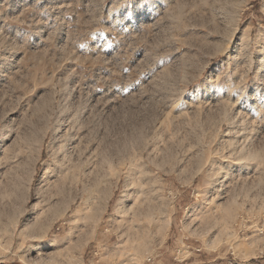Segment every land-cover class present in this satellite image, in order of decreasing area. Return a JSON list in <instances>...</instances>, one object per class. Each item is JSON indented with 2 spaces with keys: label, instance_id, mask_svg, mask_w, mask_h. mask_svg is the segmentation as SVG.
<instances>
[{
  "label": "rangeland",
  "instance_id": "rangeland-1",
  "mask_svg": "<svg viewBox=\"0 0 264 264\" xmlns=\"http://www.w3.org/2000/svg\"><path fill=\"white\" fill-rule=\"evenodd\" d=\"M236 263L264 264V0H0V264Z\"/></svg>",
  "mask_w": 264,
  "mask_h": 264
},
{
  "label": "bare ground",
  "instance_id": "bare-ground-1",
  "mask_svg": "<svg viewBox=\"0 0 264 264\" xmlns=\"http://www.w3.org/2000/svg\"><path fill=\"white\" fill-rule=\"evenodd\" d=\"M229 216V215H228ZM227 217L226 214H224V216L222 217V220H224ZM224 222V221H223Z\"/></svg>",
  "mask_w": 264,
  "mask_h": 264
},
{
  "label": "built area",
  "instance_id": "built-area-1",
  "mask_svg": "<svg viewBox=\"0 0 264 264\" xmlns=\"http://www.w3.org/2000/svg\"><path fill=\"white\" fill-rule=\"evenodd\" d=\"M236 264H238V263H236Z\"/></svg>",
  "mask_w": 264,
  "mask_h": 264
}]
</instances>
